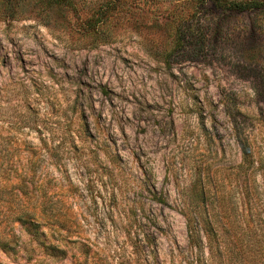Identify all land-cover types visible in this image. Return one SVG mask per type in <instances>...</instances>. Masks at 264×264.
I'll use <instances>...</instances> for the list:
<instances>
[{
	"label": "rangeland",
	"instance_id": "rangeland-1",
	"mask_svg": "<svg viewBox=\"0 0 264 264\" xmlns=\"http://www.w3.org/2000/svg\"><path fill=\"white\" fill-rule=\"evenodd\" d=\"M72 1L0 16V264H264V4Z\"/></svg>",
	"mask_w": 264,
	"mask_h": 264
},
{
	"label": "trees",
	"instance_id": "trees-1",
	"mask_svg": "<svg viewBox=\"0 0 264 264\" xmlns=\"http://www.w3.org/2000/svg\"><path fill=\"white\" fill-rule=\"evenodd\" d=\"M29 0H0L1 9L0 16L15 18L19 11L22 10L23 5ZM204 1V0H203ZM39 3L37 15L44 16L45 12L49 10L58 9L66 11L74 9L75 5L72 0H37ZM222 2L227 10H250L260 8L264 4V0H215V3ZM95 27V25H93ZM206 195H203V198Z\"/></svg>",
	"mask_w": 264,
	"mask_h": 264
}]
</instances>
